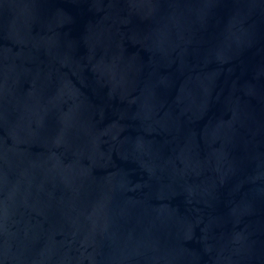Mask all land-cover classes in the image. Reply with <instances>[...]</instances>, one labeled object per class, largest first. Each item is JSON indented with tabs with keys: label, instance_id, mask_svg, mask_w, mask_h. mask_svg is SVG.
<instances>
[{
	"label": "water",
	"instance_id": "1",
	"mask_svg": "<svg viewBox=\"0 0 264 264\" xmlns=\"http://www.w3.org/2000/svg\"><path fill=\"white\" fill-rule=\"evenodd\" d=\"M0 264H264V0H0Z\"/></svg>",
	"mask_w": 264,
	"mask_h": 264
}]
</instances>
